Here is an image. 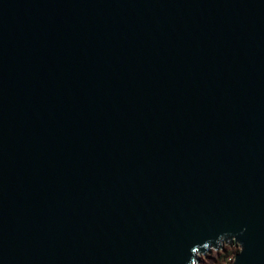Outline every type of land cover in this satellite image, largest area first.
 <instances>
[{"label": "water", "instance_id": "obj_1", "mask_svg": "<svg viewBox=\"0 0 264 264\" xmlns=\"http://www.w3.org/2000/svg\"><path fill=\"white\" fill-rule=\"evenodd\" d=\"M222 237L264 264V0H0V264Z\"/></svg>", "mask_w": 264, "mask_h": 264}, {"label": "rangeland", "instance_id": "obj_2", "mask_svg": "<svg viewBox=\"0 0 264 264\" xmlns=\"http://www.w3.org/2000/svg\"><path fill=\"white\" fill-rule=\"evenodd\" d=\"M220 247L209 246L208 251L205 250L204 254L199 251L197 253L198 262L195 260L194 264H232L235 251L239 249V245L233 240H226L221 243Z\"/></svg>", "mask_w": 264, "mask_h": 264}, {"label": "flooded vegetation", "instance_id": "obj_3", "mask_svg": "<svg viewBox=\"0 0 264 264\" xmlns=\"http://www.w3.org/2000/svg\"><path fill=\"white\" fill-rule=\"evenodd\" d=\"M229 238H230V237H222V238L220 239V245H221V243H222L223 241L229 240ZM230 240H231V239H230ZM217 245H219V242H218ZM196 256H197V255H196Z\"/></svg>", "mask_w": 264, "mask_h": 264}, {"label": "trees", "instance_id": "obj_4", "mask_svg": "<svg viewBox=\"0 0 264 264\" xmlns=\"http://www.w3.org/2000/svg\"><path fill=\"white\" fill-rule=\"evenodd\" d=\"M236 252V251H235Z\"/></svg>", "mask_w": 264, "mask_h": 264}]
</instances>
